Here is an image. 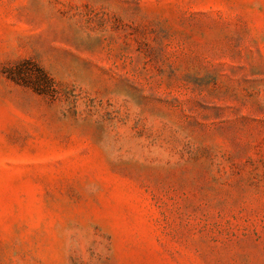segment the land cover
<instances>
[{"label":"rangeland","instance_id":"rangeland-1","mask_svg":"<svg viewBox=\"0 0 264 264\" xmlns=\"http://www.w3.org/2000/svg\"><path fill=\"white\" fill-rule=\"evenodd\" d=\"M0 264H264V0H0Z\"/></svg>","mask_w":264,"mask_h":264},{"label":"trees","instance_id":"trees-1","mask_svg":"<svg viewBox=\"0 0 264 264\" xmlns=\"http://www.w3.org/2000/svg\"><path fill=\"white\" fill-rule=\"evenodd\" d=\"M39 74H40V77L42 78L41 84L45 85L47 91H52L55 93L54 81L47 74H45L42 71H39ZM39 87H41V86H39V84H38L36 90H42V92H40V94L41 93L44 94L45 92H43V91H45L46 89L44 90L43 88H39Z\"/></svg>","mask_w":264,"mask_h":264}]
</instances>
